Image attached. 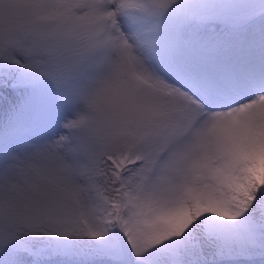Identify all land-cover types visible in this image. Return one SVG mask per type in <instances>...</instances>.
<instances>
[{
  "label": "snow or ice",
  "instance_id": "1",
  "mask_svg": "<svg viewBox=\"0 0 264 264\" xmlns=\"http://www.w3.org/2000/svg\"><path fill=\"white\" fill-rule=\"evenodd\" d=\"M0 264H264V0H0Z\"/></svg>",
  "mask_w": 264,
  "mask_h": 264
}]
</instances>
